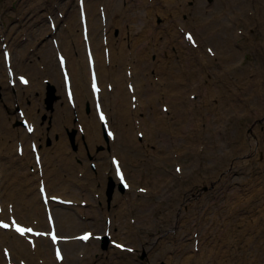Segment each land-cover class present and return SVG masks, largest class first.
<instances>
[{"label":"rangeland","instance_id":"374dc122","mask_svg":"<svg viewBox=\"0 0 264 264\" xmlns=\"http://www.w3.org/2000/svg\"><path fill=\"white\" fill-rule=\"evenodd\" d=\"M206 1V4L208 3V9L213 11V6L210 5V2L213 0ZM241 1L246 5L238 6V8L236 7L235 11L242 9L244 14H238L239 18L237 20L239 23L236 25V27L234 25L229 29L231 32L234 31L232 45L238 49L240 55L235 57L238 59V61L233 68V73H230L226 77H217V79H219V85H223L222 88L226 94L231 91L233 92L236 86H239L244 92H249L251 90L250 81H246L245 84L244 77H249V79L254 78L255 80L257 73H255V71L249 73V71L252 70L250 68L257 66L259 69L256 71H261L264 73V0H233V3ZM101 2L104 1L99 0V2L96 3L97 16H99L97 9V7L99 8V5H104L105 10L107 9L105 2ZM118 2L121 8L124 9L126 16L125 22H127L126 26L128 29L136 26V24H140L142 19L148 20L144 13H142L138 0H134L131 3L133 7L131 4H129L128 0H118ZM148 2L150 3L149 0ZM192 3L193 0H186L185 4L191 5ZM162 4L166 5V7L169 6L163 2ZM162 8V6L159 7L160 10ZM159 9L158 7L154 6L151 13L153 18H156V21L152 18L156 28H160V24L166 22V19L162 16ZM174 9L175 8L173 7V10ZM23 10H25L24 13L22 12ZM60 12L64 13V18L58 23V33L55 34L58 38L61 30H66V24H70L71 19L74 18V16L75 19L77 18L78 20L77 0H0V31L5 29V41L11 43L14 46L15 50L13 51L14 55L16 56V60L19 58L26 59V62H29L38 70H40L38 68L39 64H45L47 67L50 66L47 59H43L42 56L44 48L52 49L50 41L51 35H47L50 30L47 14L50 13L57 20L61 19L58 16ZM250 12H253V15H250ZM134 14L137 15L136 18H134ZM183 14L184 17L186 16L187 20L190 18V13ZM191 14H193V9L191 10ZM136 21H138V23ZM165 27L166 26L163 25V28H161L162 34H164ZM180 28H188L192 30L198 39V42H200L199 35L202 34H200L199 30L197 29V23L195 21H193L192 24H182L180 25ZM238 29H241L243 33H239V35L236 32ZM69 30L75 33L77 28L75 32L70 28H68L66 31ZM124 31L125 30H123L121 26L113 24L112 32L114 33L115 38L118 39L120 34ZM134 32L137 36H139V30H134ZM179 36L181 37H179V41H182L184 45L188 44L183 38L182 32L180 31ZM99 38L101 40V36ZM145 39L146 38L143 36L135 39L131 35L130 41L127 42V44H124V48L128 53L126 54L127 60L128 58L134 57L136 52V48L134 46L139 47L143 43H146L144 41ZM219 40L220 39L218 38L217 43ZM19 43L21 45L17 46ZM207 45L211 46L213 50L216 49L213 41L206 42L200 46V48H202L201 52L204 51L207 56H209V53L206 50ZM172 48L174 51H178V49H176L173 44ZM198 49V47H194L192 50L194 52L193 55L189 54L187 49L182 51V55L186 57V60H182L181 62L179 60L177 62L178 64L180 63L178 66L185 69L186 66L189 65V68L193 70L192 63L189 61V59L196 58L197 54L200 53ZM1 50L0 42V108H3L9 118H15L16 121L18 120V116L15 111L17 104L14 105L16 96H11L9 99L10 101L6 100V92L8 89L5 88L6 77ZM150 51L151 57L156 60L158 58L156 55L157 53L152 48H150ZM31 53H34V55ZM75 54L78 55V53ZM124 55L125 53L123 56ZM54 60L56 63V69L60 75L55 56ZM109 63L110 62L106 61V64ZM196 63L198 62L196 61ZM209 63L211 67L207 70L211 69V71H213V69H217L221 66V64H219V60L216 58L210 60ZM244 66H248L250 68L245 69ZM239 67H243L242 74L237 72V70H241ZM129 69L132 70V64H130ZM27 70L28 69L25 67V69L19 68L16 71L27 72L28 74ZM157 73L158 72H156V69L153 66L151 80L155 79L153 80L154 83L158 82L157 79L159 77ZM211 76L212 75H208L205 79V82H207ZM190 78L191 77L188 79L192 81ZM224 78H229L230 80H226ZM44 79H48L49 83L55 87L56 99L59 98L62 104L68 105L64 93H58V86H56L54 77L51 74H49V76H46L45 73L39 74L36 80L33 79L35 82L34 85L37 86V82H42ZM45 84L46 85L41 93L42 105H36V110L39 112L41 119H43V121L39 120V125L45 126V129L50 134L49 142L47 143L43 141L45 143L44 146L47 147V144H49V146H53L54 142L60 139L61 141H68L69 144L68 148L65 147V145H62V147L65 149H62V151L66 152L70 151L69 149H74L75 147L77 148V137L79 134L77 133L74 123L73 126L75 129H72L73 132L71 133L67 130H61V133H59L58 128L53 130L54 125L55 127H62L63 124H60V121L57 119V115L55 114L54 109H56V104L48 101V96L46 94L48 87L47 83ZM124 87L126 88V84ZM188 87L189 86H186L184 90L188 89ZM258 87H260V90H264V86L260 83L258 84ZM26 90L27 88H22L21 91L25 92ZM190 91H192V89L187 90L184 95L182 104V107L184 106V108L186 103L187 105L189 103L187 98L190 97V93L194 94L195 92V99L197 100L195 101V105H200L201 103L203 105L206 95L209 98L205 100L206 103L209 101L213 102L215 99L218 100L219 98V91L216 92L215 95H210V90H208L203 84L198 90L196 89L194 92ZM39 92V89H37V94ZM245 97L246 96L244 95L242 99H245ZM255 98L254 100L249 101L253 103V101L255 102ZM227 100L228 99H225L226 102ZM167 101L168 100L164 99L162 102L167 103ZM220 101H217L218 104ZM27 102H30V96L28 101H24V104H27ZM168 102L169 103L167 104L169 105V108H171V102ZM61 103L60 107L62 108L63 105ZM156 106L157 111L161 112V103L157 102ZM41 108H43V110ZM188 108L189 106H187L185 111H187ZM219 110V107L217 108V106L215 107V105H212V112H210L211 118L215 116V113H219ZM85 111L88 114L93 112L95 116L93 105L86 103ZM237 113L240 114V112ZM115 114L117 118H121V116L118 115L120 113L117 112ZM165 114L171 115V110ZM196 115L199 117L198 113H195L193 116ZM144 116L145 114L143 112H139V115L135 116V118L132 120V122H135V129L131 135L133 140H138L136 134L137 128H140L142 129L141 131L145 132V125L142 122L140 125L139 122L140 118H143ZM189 116L190 115H188V117ZM148 123L149 125L151 124L149 120H147L146 124ZM114 125L115 131L118 134L117 122ZM151 126L153 125H150V127ZM222 126V132L224 135H226V137L221 138L223 139V142L227 141L226 144L223 143L220 145L217 138L206 135L203 138L200 136L192 145L194 148H190L189 150V143L183 140L181 137H179L180 139L177 141L174 140V143L172 144V135L170 132L166 131L164 124L162 125L161 122L160 126H158V132L156 131L159 139L150 142V144L147 143V145H145L144 138L140 140L142 141L140 146H133L129 149L128 146L125 145L126 143H124L126 141L123 139L121 140L119 136H117L115 141L111 140L113 144L118 147L115 148V150L119 151L120 155L123 156V152L127 153L124 158L126 167L128 169L130 178L134 180L136 179L134 188L127 191H121L119 189L113 175L111 176L112 181L107 179L106 190L103 189V180L105 182L106 177L109 178V176H105L104 174V170L107 169L108 154L110 153L107 151V154H104L106 148L108 149V145L105 146L98 142V146L91 155V146H89L85 141L87 153L83 158H81V160L86 163V167L88 166V162L91 160H96L98 164L101 165L102 173L104 174L103 179H101V171L98 174L92 173L90 175L92 184H89L88 188L81 192V194L84 193L86 196L87 194L92 195L91 193L96 186V188H98L96 190H100L102 197L104 196L103 205L101 204L100 207H88V209H94L100 214L99 217H94V220L90 219V217L88 218L89 220L87 221L90 223L89 226L93 227L95 230H103L105 219L104 214H107V210L121 209L123 212V209H126V207L122 208V205L114 200V196L117 195L118 192L122 196L123 200H131V197H134L133 194L136 193V196L139 200L138 202H135V204H140V206L143 205L142 209H136L137 214L134 212H129L127 208L128 212L130 213L128 218L123 212L124 219L126 220L124 223L126 228L125 231L131 229V226L134 228L132 224H127V222H130V216L134 214L137 218L139 227L138 229L134 228L136 234H133L131 231H129L131 236H128V238L122 236L125 231L119 233L118 225L114 231L118 238L136 246L139 253L135 255L126 251H118L109 245L104 247L103 242L92 241V243H90L92 248V258H88L90 264H104L103 255H110V264H177V262H179V264H184L183 256H189L193 254L192 242L194 230V234L198 236V240L200 238V256L202 257L203 254H206L207 259L205 260L201 258V260L197 263H193L192 260H189V262L186 264H264V114L262 113L259 114V116H255L252 114H246V112H244V115H241L239 118L228 114L226 117H224ZM217 132L215 131L214 134L217 135ZM62 133L63 136H61ZM42 134V132H39L41 138ZM52 134L56 135L55 138L52 137ZM71 134L75 135V147L70 141L69 135ZM144 135L147 137L146 132ZM164 135L171 136H169L168 139H165ZM0 137H2L1 132ZM227 137L229 138L227 139ZM15 138L16 136L12 139H8V149L10 150L7 149L14 156H16ZM30 138H27L25 146L28 145ZM244 139H246L250 149L246 151L236 150L233 151V154H230L229 149L235 150L234 144L237 145L239 142H243ZM198 143L201 144L199 145ZM175 148L182 150L179 152ZM178 153H181V155L183 154V158H176L172 160L171 155H178ZM132 154H134V156ZM44 155L48 156L49 153ZM19 156L23 160L29 161L25 169L32 172L33 170H30V166L34 165L32 154L25 153L24 156L20 154ZM5 160L7 159H1L2 163ZM247 162H249L251 171L247 165ZM175 163L182 165L183 171L181 173L175 171ZM16 165H18V163H16ZM63 169L65 177H69L71 174L70 169L66 167H63ZM194 169H196V171H193ZM37 179V177L35 180L33 178L34 193H37ZM109 180L112 182V191L108 194L107 188L108 184H110ZM200 180L203 181L201 182ZM75 181L77 182L76 179H74L73 182ZM89 181L90 179L86 182ZM59 185L60 183L57 184L58 188L56 191H61L62 189L65 191L63 185ZM138 186L146 187L147 192L138 191ZM256 191L258 193H256L255 196ZM233 192L238 194V197L236 198L238 201H236L235 198L233 199L232 196L235 197V195L232 194ZM30 195L33 194L30 193ZM214 199H216L215 202H213ZM227 199L234 200V202L236 201L238 205L233 207V209H230L229 206L225 205V201ZM196 200H198V202ZM158 201L160 202V210L159 212H156V210L153 208H155V205ZM56 207L62 208L63 206ZM65 209L73 211L75 207L71 205ZM170 209L172 210V213H169ZM132 210L134 211V209ZM145 211L146 213H150L151 211V220L144 218ZM110 214L113 216V213ZM162 216L163 218L160 221ZM167 216L169 217L168 225L166 224ZM163 220H165V222H162ZM229 222H233L235 225L229 226ZM244 222L250 225V231L244 236H239L237 234L239 232L238 230H244ZM84 227H86V225H84L82 229ZM211 245L221 249V255L216 254L213 250L209 249ZM175 248H178L179 250L183 249V251H181L182 256L180 258H176V254L179 251L174 250ZM161 250L163 251V256L158 254V251ZM114 253L118 256L114 255ZM139 254L141 255L140 259L137 257ZM62 264H66V262H62Z\"/></svg>","mask_w":264,"mask_h":264},{"label":"bare ground","instance_id":"6f19581e","mask_svg":"<svg viewBox=\"0 0 264 264\" xmlns=\"http://www.w3.org/2000/svg\"><path fill=\"white\" fill-rule=\"evenodd\" d=\"M96 1L99 2V0H85L84 6L88 15V42L93 48L100 86H103L100 92V98L104 109H108L107 113L111 126H114V124L117 122L118 134L116 132V137L119 136L121 140L123 139L124 141H126L124 143H126L125 145L128 146L129 149L133 146L138 147L141 144L140 140H133L131 136L132 132L135 129V123L134 121L132 122V120L134 116L139 115V112H143L145 114L143 118H140L145 125V132L147 134V137H145L144 140L145 145L159 139L156 131L158 132V126H160L161 122L162 125L164 124L165 129L166 124L172 128V136L169 135L172 137V144L174 143V140L177 141L178 139H180L179 137H181L183 140L189 143L190 146L188 147V150L190 148H194V146L192 145L200 136L203 138L206 135H208L209 137L214 136V138H217L220 145L223 143L226 144L227 141L223 142L222 139L226 137V135H224L222 132V123L224 117H226L228 114H231V116L233 115V117L238 118L241 115L243 116L244 112H246V114H252L255 116H259V114L262 113L264 114V90H260V87H258L259 83L264 86V73L261 71H256L257 69H259V67L257 68L256 66L250 68L248 66H244L245 69H252L249 71V73L252 71H255V73H257V77L255 78V80L254 78L249 79V77H244V83L246 81H250L251 90L249 92H244L243 89L234 84L236 87L234 88V90L232 89L233 92L231 91L226 94L224 93V89L222 88L223 85L220 86L219 79H217V77H226L230 73L234 72L233 68L238 61V59L235 57L240 55V52L232 45L234 31L231 32L229 31V29L234 25L236 27V25L239 23L237 20L239 18L238 14H244V11L242 9H238V11H235V8H238V6L246 5L245 3H242V1L233 3V0H213L210 2V5L213 6V11H210L208 9V3L206 4V0H193V3L191 5H186V0H149L150 3L148 2V0H138V3H140L141 6V11L142 13H144L145 17L148 18V20L142 19L140 24H136V26L128 29V27L126 26L127 22H125L126 16L124 13V9L121 8L118 0H100L104 1L107 5V9L105 10V24L102 22L98 7L97 9L99 16H97L96 14ZM128 1L129 4H131L134 0ZM162 2L166 3L169 6L166 7V5L162 4ZM154 6L158 7V9L160 6L163 7L161 10H159L162 16L166 19V22L161 23L160 28H156V26L154 25L153 19L156 21V18H153L151 14ZM190 6L193 9V14H191L192 9ZM173 7L175 8L174 10ZM22 12L24 13L25 10H23ZM77 13L78 20L77 18L75 19L74 16V18L71 19V23H68V28L72 29L74 32L77 28V31L73 33L70 30H61L58 39V47L62 49L66 54L67 68L70 73V79L74 90L75 106L73 107L70 104H62L59 98L56 99L55 87L52 85L49 86L50 90L49 92L47 90L46 94L51 99V102L56 104V109H54L55 114L57 115V119L60 121V124H63L62 127H55L54 125L53 130L58 128L59 133H61V130H65L63 127H67L69 132H71L72 129H75L73 126V118L75 116L78 123L83 125L85 134V137L79 134L77 139L83 138L87 143H89V145L91 146V151L93 152L98 146V142L102 143L105 146L110 145V143L104 139V131L102 132V128L100 126L101 123L96 116V110L94 108L95 103L89 87L90 75L88 59L86 55L85 40L83 39L82 35V25L80 22L79 11ZM183 13H190V18L187 20L186 16L184 17ZM249 14L253 15V12H250ZM136 17L137 15L134 14V18ZM193 21L197 23V29L199 30L200 34H202L199 35L200 42H198V39L196 40L198 42L197 47H199L198 50L200 51V53L197 54L196 58L189 59V61L192 63V68L194 71L189 68V65L186 66L185 69H183L178 66L180 63H177L179 60L180 62L182 60H186V57L182 55V51H184L185 49L189 51V54H194V52L192 51L194 48L193 46H190L189 44L184 45L182 41L178 40L180 37L178 30L180 25L192 24ZM57 22L59 23L60 20L57 19ZM136 22L138 23V21ZM113 24L119 25L123 30H125L120 34L118 39L115 38V35L112 32ZM163 25L166 26L164 34H162L161 29L163 28ZM134 30H139V36L136 35ZM57 31L58 25L56 27V32ZM51 32L52 31H50V33ZM170 32L171 34H169ZM236 32L239 34V31ZM104 33L107 34L106 43H104L102 40V36L104 35ZM131 35L135 39L143 36L144 38H146L144 40L146 43H143L139 47L134 46L136 48V52L133 59H131L130 61L126 59V50L124 48V44H127V42L130 41ZM100 36L101 40L99 38ZM218 38L220 40L217 43ZM212 41L215 45L216 52L213 56H211L210 54H208L209 56H207L204 51L201 52L202 48H200V46H202L206 42ZM172 44L176 49H178V51H174V49L172 48ZM9 45V49L11 48L12 51L15 50L14 46L11 43H9ZM18 45L21 44L19 43L17 44V46ZM105 46H109V64H106L105 60ZM150 48L155 50V52L157 53L156 55L158 56V58L156 60L151 57ZM55 52L56 49L54 46L53 49L44 48L42 56L43 59H47L50 66L44 68L43 71L49 72L54 77L55 84L56 86H58V93L63 92L65 95L64 80L62 76L60 77L56 69V63L54 60ZM75 53H78V55ZM124 53L125 55L123 56ZM31 54L34 55V53ZM213 58L218 59L221 66L217 69H213V71H211V69L207 70L211 67L209 61ZM196 61L198 63H196ZM11 63L15 71L16 68L25 69L26 67L29 74L35 80L38 78L39 74H42L36 67L32 66L29 62H26V59L19 58L16 60V58L12 56ZM130 63L132 64V71L131 75L129 76L125 71L126 67H128ZM153 66L155 67L156 72H158L157 74L159 77L157 79L158 82L155 83L153 81L155 79L151 80V72ZM239 69L241 70H237V72H240V74H242L243 67H239ZM208 75L212 76L209 77V80L207 82H205V79ZM5 77H7L6 74ZM189 77H191L190 79H192V81L188 79ZM224 79L230 80L229 78ZM110 81L114 85L111 92H109L110 90H108L107 87H104V85H106ZM127 81H132L134 85L132 93L138 96V103L135 109L130 108V104L132 103L130 96H132V94L127 86L126 88L124 87V85L127 84ZM34 83V81H30L29 84L26 85L27 90L25 92L21 91L22 88L20 87V91H18L17 94L19 99H21V105L24 107L26 116H28V118L35 123L34 131L31 134L27 133L25 129L22 130L19 122L17 120L15 121V118H9L3 108H0V132L2 133V137H0V160L7 159L3 163H0V175L2 178L1 183L3 184V191L1 196L3 211H1L0 217H4L3 213L9 205V203L6 202L13 201L14 215L19 217L21 220L29 222L33 221H31L30 219L37 218L39 224L45 225L46 221L44 215V206L42 204L40 195H38L39 193L33 192V178L39 175V171L37 174V171L32 173L25 169L29 161L23 160L18 154L14 156L10 153V151H8L10 150L8 149V139L19 136L20 140L23 141L26 137L34 136L38 132L43 133L42 139L39 138V140H41L39 144V152L41 154L43 153V177L45 178V181L47 183V189L55 193L58 192L56 191L58 188L57 184L60 183L59 186L63 185V188H65L68 193L74 195L73 199H77L78 195L83 190L87 189L89 184H92L90 178V173L92 171L89 168H85V175L88 180L90 179L89 182L83 181L82 184L73 182L74 179H77L75 171L78 167L74 163V156L83 158L86 155V148L82 142L78 141L79 144L77 143V150H75V152H73V150L71 149H69L70 151L66 152L62 151V149H64L62 145H65V147L67 148L69 147L68 141L66 140L61 141L60 139H58L54 142L53 146H49V144H47V147L42 146V141L49 142L50 134L45 129V126L39 125V120L43 121V119H41L39 112L36 110V105H42L41 93L45 87V84L41 81H38L36 86L34 85ZM5 84V88L8 89V91L6 92V100L10 101L9 99L11 98L12 93L7 82H5ZM202 84L208 90H210V95H215V93L219 91L218 100H221L220 103L218 104L217 99H215L213 102L209 101L208 103H206L205 100L209 99L206 95L203 105L202 103L200 105H195V101L197 100L188 97V105L186 103L185 108L184 106L182 107L184 95L187 90L192 89V91L190 92H194L196 91V89L198 90L200 87H202ZM186 86L189 87L188 89L184 90ZM37 89H39L40 91L38 94ZM161 92L164 93V95ZM244 95L246 97L245 99H242ZM29 96L30 102L24 104V101H28ZM254 98L255 102L253 101L252 103L249 101L254 100ZM164 99L171 102V115L166 116L164 112L157 111L156 103H162ZM225 99H228L227 102L225 101ZM60 103L63 105L62 108L60 107ZM86 103L93 105L95 116L93 112L88 114L85 111ZM212 105H215V107L217 106V108L219 107L220 110L219 113H215V116L211 118L210 112H212ZM225 105H227L228 107ZM187 106H189V108L187 111H185ZM41 109L43 110V108ZM109 111H111V114L109 113ZM114 111L120 113L118 115L121 116V118H117ZM237 112H240V114ZM195 113H198L199 117L197 115L193 116L195 115ZM188 115L190 116L188 117ZM147 120H149V122L151 123L150 125L153 126L150 127L149 123L146 124ZM164 120H171V124L165 122ZM215 131H218L217 135L214 134ZM52 135V137L55 138L56 135ZM61 136H63V133ZM169 136L164 135V138L168 139ZM228 138L229 137H227V139ZM18 139L19 138H15L16 145ZM73 143L74 142H72V144ZM175 149L179 152H181L182 150L178 148ZM234 149L235 150L229 149V153L233 154V151L236 150L246 151L249 150L250 147L248 146L246 139H244L243 142H239L237 145L234 144ZM24 153H28L27 146H25L24 148ZM47 153H49L48 156L44 155ZM104 154H107V152L105 151ZM126 155L127 153L123 152L124 158ZM132 155L134 156V154ZM176 158H183V154L181 155V153H179V156L177 157L171 155L172 160ZM16 163H18V165H16ZM247 165L249 166V162H247ZM84 166H86V163ZM123 166L126 167V164L124 163ZM63 167L70 169L71 174L69 177H65ZM249 169L251 171L250 166ZM193 171H196V169H194ZM126 174L129 181L131 183L133 182L134 186V184L136 183V179L134 180L130 178V176L128 175V170H126ZM107 179L110 178L106 177L105 182L103 180L104 190H106L107 187ZM200 181L202 182L203 180ZM110 186L111 185L108 184L109 190ZM30 193H32L33 195H30ZM256 193L258 192H255V196ZM232 194L235 195V197L232 196L233 199H236L238 197V194H236L235 192H233ZM133 195L134 197H131L130 203L125 202L119 192L114 196V200L116 202H119L122 205V208L126 207V209H123V212L127 218L129 212L132 211L133 208L138 210L143 208V205L140 206V204H135V202H138L139 199L137 198L136 193H134ZM196 201L198 202V200ZM215 201L216 199L213 200V202ZM236 201H238V199H236ZM236 201L234 202V200L227 199L225 201V205L229 206L230 209H233V207H236L238 205ZM233 203L235 204V206ZM65 208L67 207L63 206L62 208H59L55 206L56 223L59 232L62 235H74L81 231L80 229H82V227L87 224V220L84 221L80 218L81 215H84L86 213L88 214L90 219L93 220L94 217L97 218L100 216L98 211H95L94 209L70 211ZM153 209H155L156 212H159V201L156 203L155 208ZM109 211L113 213V217L110 223L111 230H116L115 228L118 225L119 233L124 232L126 230L124 226L126 220L124 219L121 209H110ZM146 211L144 214V218L147 220H151V211L150 213H146ZM169 213H172L171 209L169 210ZM7 215H9V212H7ZM162 218L163 216L160 218V221L162 220ZM162 222H165V220H163ZM127 224L130 223L127 222ZM166 224H169L168 216L166 219ZM231 225H235V223L229 222V226ZM105 226L106 223L104 221L103 227L105 228ZM243 229V231H241V229L238 230L239 232L237 234L239 236H244L246 233H248L250 231V225L244 222ZM129 231H131V233L133 234H136L134 229L131 227V229L125 231L122 236H125L127 238L128 236H131L129 234ZM193 243L194 240L192 242V245ZM60 244L63 246L62 250L64 253L61 264L62 262H66V264H90L88 261V258H92V248L90 246V241H88L87 243H81L80 241L73 239L70 241H62ZM6 245L10 248L12 259L15 260V262H18L20 258H24L27 259L28 264H60L55 260L53 247L47 238H37L35 245L32 246L26 241L23 236L16 235L9 230L0 229V251H2V248ZM79 249H81V251L83 252L78 251ZM199 249L200 251L198 253H193L189 256L184 255V264L188 263L189 260H192L193 263L199 262L201 258L206 260V254H203V256L201 257V247H199ZM209 249L213 250L216 254L221 255V249L216 248L214 245H211ZM174 250L179 251L176 254V258H180L182 256L181 251H183V249L179 250L178 248H175ZM2 254H0V264H5V257ZM158 254L161 256L164 255L162 250L158 251ZM114 255L116 254L114 253ZM138 258L140 259L141 255H139ZM104 260L106 264L110 263L108 258L105 257ZM177 264H179V262H177Z\"/></svg>","mask_w":264,"mask_h":264},{"label":"snow or ice","instance_id":"6c2138e0","mask_svg":"<svg viewBox=\"0 0 264 264\" xmlns=\"http://www.w3.org/2000/svg\"><path fill=\"white\" fill-rule=\"evenodd\" d=\"M189 39H191V36H189ZM26 82V81H25ZM95 87H96V85H95V82L93 83V88L95 89ZM101 119H104V117H103V114H101ZM32 129L31 128H29V131H31ZM179 170V169H178ZM4 227H8V225H3ZM17 231L18 232H21V234H23L25 231H27V232H31L32 231V229H30V228H28V229H24V228H21V227H19L18 225H17ZM89 237H88V234H86L84 237H82V239H88ZM53 239L55 240L56 239V237L55 236H53Z\"/></svg>","mask_w":264,"mask_h":264}]
</instances>
